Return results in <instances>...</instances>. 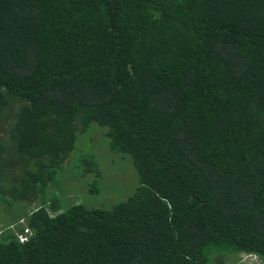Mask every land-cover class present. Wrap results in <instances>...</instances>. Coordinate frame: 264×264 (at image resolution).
Masks as SVG:
<instances>
[{
    "label": "trees",
    "instance_id": "16d2710c",
    "mask_svg": "<svg viewBox=\"0 0 264 264\" xmlns=\"http://www.w3.org/2000/svg\"><path fill=\"white\" fill-rule=\"evenodd\" d=\"M93 127L138 184L62 209ZM0 130V264L264 261V0H0Z\"/></svg>",
    "mask_w": 264,
    "mask_h": 264
},
{
    "label": "rangeland",
    "instance_id": "374dc122",
    "mask_svg": "<svg viewBox=\"0 0 264 264\" xmlns=\"http://www.w3.org/2000/svg\"><path fill=\"white\" fill-rule=\"evenodd\" d=\"M95 124V123H92ZM97 127L96 125H94ZM106 128V127H105ZM0 138H7V133L1 132ZM104 127L94 128L82 135L77 134V142L74 152H70L57 169L54 179L46 189L48 199H55L63 209L70 204L81 203L88 207L109 208L112 205L125 200L138 184L137 172L129 155L112 152L108 145V139L104 137ZM90 135V136H89ZM80 156H93L100 171L98 180V192L88 191V184L93 179V172H84L77 160ZM33 204H38L34 200ZM32 203H27V209ZM2 208V206H0ZM64 208V209H65ZM4 209V208H3ZM0 214H8L5 210ZM25 222L22 218L20 222ZM3 226L0 219V228ZM211 250L208 264H264V261L253 254H232L230 252H216Z\"/></svg>",
    "mask_w": 264,
    "mask_h": 264
},
{
    "label": "built area",
    "instance_id": "2783aa9c",
    "mask_svg": "<svg viewBox=\"0 0 264 264\" xmlns=\"http://www.w3.org/2000/svg\"><path fill=\"white\" fill-rule=\"evenodd\" d=\"M28 231H25L24 233H19L18 235H17V237H18V239L20 240V241H24L25 239H26V233H27Z\"/></svg>",
    "mask_w": 264,
    "mask_h": 264
}]
</instances>
